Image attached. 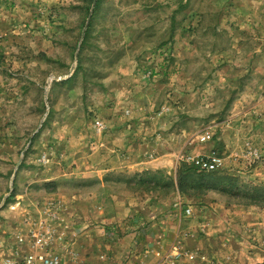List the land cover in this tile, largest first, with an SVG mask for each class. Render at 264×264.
I'll return each instance as SVG.
<instances>
[{
	"label": "rangeland",
	"instance_id": "374dc122",
	"mask_svg": "<svg viewBox=\"0 0 264 264\" xmlns=\"http://www.w3.org/2000/svg\"><path fill=\"white\" fill-rule=\"evenodd\" d=\"M94 2L0 0V259L46 221L63 264H264V208L170 184L181 154L212 152L264 184V0ZM157 158L172 168L98 175ZM93 195L80 223L76 199ZM118 199L150 230L140 209L193 221L169 216L156 248L124 255Z\"/></svg>",
	"mask_w": 264,
	"mask_h": 264
},
{
	"label": "crops",
	"instance_id": "0c3cea01",
	"mask_svg": "<svg viewBox=\"0 0 264 264\" xmlns=\"http://www.w3.org/2000/svg\"><path fill=\"white\" fill-rule=\"evenodd\" d=\"M98 150H99V155H100L102 150L100 147ZM111 150H112V147H111ZM170 162H171L170 160L162 161L157 158L155 160H146V161H141V162H137V163H133L129 165L126 164L124 165L125 167L123 169L122 167L118 165L117 162L112 160L109 162V164H105L103 167L100 166L98 175L101 176L102 173H105L107 171H113V170L132 171L133 169H137V171H140V170H145V169H159V168H164V167L172 168ZM99 200L100 198L95 195L87 196V197L82 196L76 199L77 202L80 201L79 204L77 203L76 205V207L78 208L76 213L81 217L79 220L80 223L83 222L82 214L84 215L92 214V217H95L96 212H99V209L95 208L96 206H98V204L95 205V203H99ZM85 202H89L90 205L84 206L83 203ZM183 203L186 204L188 202L184 201ZM115 204L116 205L114 207L109 209L111 211L109 212L107 217L110 218L111 221L113 222L119 221V222H123L124 224V230L122 231V239L118 245L119 248L123 250V251L121 250V252L124 255L127 252L131 253L132 250H133L132 252H135V251L140 252V250L144 249L145 247L156 248L160 243L159 238L162 234L161 233L162 232L161 223L162 222L170 223V220L172 218H169V216L177 217V221H179V225L183 228L185 225L193 221V219H190V222H188L189 219H185V217H183L182 211L177 208H172L173 214L168 213L167 218L165 219L163 218V217H166L167 215H164L162 218L160 217V220L162 219L161 221L158 218L154 220L152 219L153 217L150 218V216L153 215L151 214V211L147 212L144 209L143 210L140 209V211H142L145 214L149 213L148 215L144 216V218H146L148 222H152V224H155L156 222L160 223L159 228H157L156 226H153L150 230V228L148 229L149 226L148 227L146 226L145 220L143 219V217H141V214H139V212L132 205L128 204L123 199L116 200ZM187 206L192 207L193 212L194 213L196 212V209L194 206H191L190 204H187Z\"/></svg>",
	"mask_w": 264,
	"mask_h": 264
},
{
	"label": "built area",
	"instance_id": "2783aa9c",
	"mask_svg": "<svg viewBox=\"0 0 264 264\" xmlns=\"http://www.w3.org/2000/svg\"><path fill=\"white\" fill-rule=\"evenodd\" d=\"M95 125L99 130L104 128L102 120H96ZM212 136L211 132H205L200 136V141H209ZM181 158L207 171L218 170L223 163L215 152L208 156L181 154ZM187 212L190 213L191 210L187 209ZM49 214L50 216L52 215V218H58L55 212H49ZM27 236V240L24 237H20L17 244L11 248L12 254L0 259V264H63L62 254L55 250L56 235L54 229L48 225V222L42 221L39 226H31Z\"/></svg>",
	"mask_w": 264,
	"mask_h": 264
},
{
	"label": "trees",
	"instance_id": "16d2710c",
	"mask_svg": "<svg viewBox=\"0 0 264 264\" xmlns=\"http://www.w3.org/2000/svg\"><path fill=\"white\" fill-rule=\"evenodd\" d=\"M182 165L183 167L177 171L176 181L173 178L170 181V184H175L180 193L194 197L205 195L210 190H217L230 196L240 197L245 201V205L264 208V184L240 183L238 176L222 173L219 169L207 171L192 163H182ZM150 171L152 170H146L145 173ZM143 182L146 181L143 179ZM56 184L57 182H48L45 186L49 188L50 185Z\"/></svg>",
	"mask_w": 264,
	"mask_h": 264
},
{
	"label": "water",
	"instance_id": "95a60500",
	"mask_svg": "<svg viewBox=\"0 0 264 264\" xmlns=\"http://www.w3.org/2000/svg\"><path fill=\"white\" fill-rule=\"evenodd\" d=\"M96 3V0H95V2H94V4Z\"/></svg>",
	"mask_w": 264,
	"mask_h": 264
}]
</instances>
